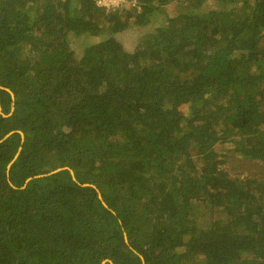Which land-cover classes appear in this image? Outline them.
<instances>
[{
	"label": "trees",
	"instance_id": "trees-1",
	"mask_svg": "<svg viewBox=\"0 0 264 264\" xmlns=\"http://www.w3.org/2000/svg\"><path fill=\"white\" fill-rule=\"evenodd\" d=\"M126 1L0 0V264H264V0Z\"/></svg>",
	"mask_w": 264,
	"mask_h": 264
},
{
	"label": "rangeland",
	"instance_id": "rangeland-1",
	"mask_svg": "<svg viewBox=\"0 0 264 264\" xmlns=\"http://www.w3.org/2000/svg\"><path fill=\"white\" fill-rule=\"evenodd\" d=\"M181 9L183 10V8ZM168 11L172 14V12L180 11V9L178 6L173 5L168 8ZM144 31V29L141 30V32ZM135 32V28L131 27L124 32L116 34L115 37L118 38V41L122 45H124L126 50L130 51L135 45ZM67 40L70 49L73 51L76 58L81 56L86 46L98 41L97 38L75 36L72 33L68 34ZM217 153L219 155V161H225L224 164L220 166V169L224 170L231 178L239 177L241 179L250 180L264 179V164L262 162L241 159L240 157L233 155L229 150L218 149ZM219 218H224V214L216 211L215 214L210 216L204 208H194L193 210V221L200 227Z\"/></svg>",
	"mask_w": 264,
	"mask_h": 264
},
{
	"label": "built area",
	"instance_id": "built-area-1",
	"mask_svg": "<svg viewBox=\"0 0 264 264\" xmlns=\"http://www.w3.org/2000/svg\"><path fill=\"white\" fill-rule=\"evenodd\" d=\"M64 1V0H62ZM94 3L97 7L99 8H104L106 10L110 9H119L123 7L125 4H127V9L132 10V9H137L139 10L140 7L137 5L135 1L127 2L126 0H94Z\"/></svg>",
	"mask_w": 264,
	"mask_h": 264
},
{
	"label": "water",
	"instance_id": "water-1",
	"mask_svg": "<svg viewBox=\"0 0 264 264\" xmlns=\"http://www.w3.org/2000/svg\"><path fill=\"white\" fill-rule=\"evenodd\" d=\"M60 169H58V170H56V171H54V172H57V171H59ZM54 172H52V173H54ZM52 173H50V174H52ZM71 174L73 175V173H72V171H71ZM38 177H40V176H38ZM27 181H29V179L27 180ZM85 186V185H84ZM104 262H106V261H104ZM104 262L102 263V264H104Z\"/></svg>",
	"mask_w": 264,
	"mask_h": 264
}]
</instances>
